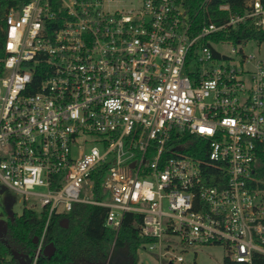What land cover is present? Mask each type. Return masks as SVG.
<instances>
[{
	"label": "built area",
	"instance_id": "obj_1",
	"mask_svg": "<svg viewBox=\"0 0 264 264\" xmlns=\"http://www.w3.org/2000/svg\"><path fill=\"white\" fill-rule=\"evenodd\" d=\"M184 1L11 7L0 181L39 202L38 212L47 208L48 221L77 202L106 206L115 231L126 212L141 214L140 234L155 238L141 264H187L176 247L210 244L256 264L264 255V57L244 52L250 39L225 52L234 42L214 36L248 22L264 31V0H245L242 13L222 2L227 19L200 27ZM184 133L201 139L205 158L184 151Z\"/></svg>",
	"mask_w": 264,
	"mask_h": 264
},
{
	"label": "trees",
	"instance_id": "obj_2",
	"mask_svg": "<svg viewBox=\"0 0 264 264\" xmlns=\"http://www.w3.org/2000/svg\"><path fill=\"white\" fill-rule=\"evenodd\" d=\"M24 0H0V61L6 57L5 51V16L11 7H19ZM204 0H185L187 11L194 17L199 27L205 23H221L228 14L219 10L222 2H229L232 11H245V0H212L205 10L200 7ZM229 39L234 43L240 40L259 39L264 41V31L258 30L251 23L228 28L216 33L215 40ZM3 64L0 62V72ZM41 76H36V82ZM181 141L185 142L184 151L201 158L206 157L204 144L199 137L184 133ZM96 193L101 192L99 175H93ZM217 184V180H208ZM108 208L102 205L77 202L69 213L56 214L48 221V209L38 212L34 207L25 206L23 212L7 217L5 229L0 239V263L22 264V257L29 256L30 263L35 257L39 238L45 227L43 249L54 243L55 252L52 256L40 252L36 264H91L107 262L108 264H141V251L145 245L155 238L142 236L140 225L142 215L126 212L118 231L105 225ZM68 218L64 227L61 221ZM48 221V224H47ZM256 264H264V255L254 256ZM223 264H246L225 257Z\"/></svg>",
	"mask_w": 264,
	"mask_h": 264
},
{
	"label": "rangeland",
	"instance_id": "obj_3",
	"mask_svg": "<svg viewBox=\"0 0 264 264\" xmlns=\"http://www.w3.org/2000/svg\"><path fill=\"white\" fill-rule=\"evenodd\" d=\"M239 45L230 43L226 46L220 47L222 51L230 52L232 47ZM243 50L246 53H253L258 57H264V42L259 46L256 39H250L246 44H243ZM36 191H44L45 188L37 187ZM25 206L33 207L34 204L26 202L24 195L9 188L2 181H0V239L3 236L6 219L13 214H21ZM35 207V206H34ZM36 210L41 209L38 202L35 207ZM175 253H181L185 257V263L194 264H223L224 258L228 256V250L225 245H195L185 250L181 246L176 247ZM145 255L141 253V262L145 259ZM152 263L157 261L154 258H148ZM4 264V263H0ZM22 264H33L29 256L22 257Z\"/></svg>",
	"mask_w": 264,
	"mask_h": 264
},
{
	"label": "water",
	"instance_id": "obj_4",
	"mask_svg": "<svg viewBox=\"0 0 264 264\" xmlns=\"http://www.w3.org/2000/svg\"><path fill=\"white\" fill-rule=\"evenodd\" d=\"M68 218H65L61 221V225L64 227H67L68 225ZM55 252V245L54 243H49L45 248L43 249L44 255L50 257L54 254ZM91 264H108L107 262H92ZM169 264H174L173 262H169ZM187 264H194V263H187Z\"/></svg>",
	"mask_w": 264,
	"mask_h": 264
}]
</instances>
